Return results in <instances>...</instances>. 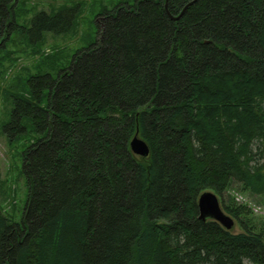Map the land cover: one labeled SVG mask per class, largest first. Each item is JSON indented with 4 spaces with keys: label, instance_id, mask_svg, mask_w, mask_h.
<instances>
[{
    "label": "trees",
    "instance_id": "1",
    "mask_svg": "<svg viewBox=\"0 0 264 264\" xmlns=\"http://www.w3.org/2000/svg\"><path fill=\"white\" fill-rule=\"evenodd\" d=\"M20 1L0 0V52L16 31L30 45L70 32L80 10L18 26ZM100 16L95 41L13 98L7 137L27 122L33 141L21 221L0 207V264H264L246 204L222 207L238 233L197 207L233 182L264 194V0H134Z\"/></svg>",
    "mask_w": 264,
    "mask_h": 264
},
{
    "label": "rangeland",
    "instance_id": "2",
    "mask_svg": "<svg viewBox=\"0 0 264 264\" xmlns=\"http://www.w3.org/2000/svg\"><path fill=\"white\" fill-rule=\"evenodd\" d=\"M133 4L134 0H21L17 9L18 26H28L38 12L53 13L64 6L79 5L73 29L61 35L46 32L41 42L30 45L16 31L5 50L0 52V207L13 222H20L27 196L26 178L23 173V151L32 143L33 132L27 122L25 135L9 140L5 127L11 121L13 98L26 95V80L30 75L50 73L69 65L73 55L97 38V22L104 8L112 9L120 3ZM213 192V191H212ZM215 193V192H213ZM216 194V193H215ZM218 200L223 204L234 201L246 204L251 211V224H264V194L256 195L233 182ZM227 214V213H226ZM229 215V214H228ZM231 216V215H229ZM232 217V216H231ZM232 230L241 231L235 218ZM246 264H250L246 262Z\"/></svg>",
    "mask_w": 264,
    "mask_h": 264
},
{
    "label": "water",
    "instance_id": "3",
    "mask_svg": "<svg viewBox=\"0 0 264 264\" xmlns=\"http://www.w3.org/2000/svg\"><path fill=\"white\" fill-rule=\"evenodd\" d=\"M187 6L188 4L184 7V9ZM184 9L182 10L181 14L183 13ZM171 18L177 19L178 16H171ZM130 148L135 155L140 157H147L150 152L147 143L138 136V132H136V134L131 139ZM197 207L199 212V218L201 220L206 221L210 219L216 221L223 228L229 231L233 228L234 220L232 219V217L225 213L218 200V197L212 191H204L203 193H201L198 199Z\"/></svg>",
    "mask_w": 264,
    "mask_h": 264
}]
</instances>
